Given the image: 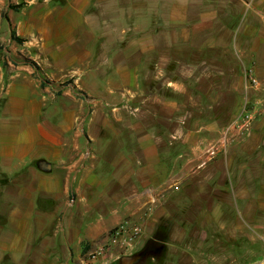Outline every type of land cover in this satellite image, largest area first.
Masks as SVG:
<instances>
[{
	"label": "rangeland",
	"instance_id": "rangeland-1",
	"mask_svg": "<svg viewBox=\"0 0 264 264\" xmlns=\"http://www.w3.org/2000/svg\"><path fill=\"white\" fill-rule=\"evenodd\" d=\"M107 1L97 0L87 8V25L77 30L80 42L60 61L29 59L34 51L22 47L20 39L13 48L0 45V57L12 53L16 60L12 64L34 61L36 69L29 67L49 83L50 117L56 114L55 102L63 104L66 113H75L66 132L68 146L80 134L81 163L100 162L88 176L102 174L112 180L108 183L114 191L121 186L113 178L116 172L110 169L109 158L92 157L94 150L135 148L134 127L175 136L159 142L166 153L170 148L175 151L176 170L165 174L166 188L161 191L165 197L155 207L161 217L153 231L143 234L141 221L124 218L109 236L126 221L141 225V236L124 250L107 242L98 257L117 264L122 256L139 251L162 224L167 227V241L157 263L264 264V117L254 123L249 136L231 142L212 158L205 153L243 102L257 95L248 87L246 54L233 43L235 30L170 28L167 0H129L123 7L128 12L117 11L120 4L112 12H99V5ZM84 51L89 53L83 55ZM52 52L49 57L56 56ZM122 66L134 69L137 81L131 93L124 89L110 93L106 87L122 84L116 75ZM113 134L118 138L112 140ZM77 180L70 178L69 201L76 200L72 188ZM249 197L255 205L234 202ZM251 207L256 213L250 212ZM59 215L50 220V229L60 227ZM252 220L260 233L255 239H250L252 233L249 237Z\"/></svg>",
	"mask_w": 264,
	"mask_h": 264
},
{
	"label": "crops",
	"instance_id": "crops-1",
	"mask_svg": "<svg viewBox=\"0 0 264 264\" xmlns=\"http://www.w3.org/2000/svg\"><path fill=\"white\" fill-rule=\"evenodd\" d=\"M167 1L170 28L234 29L233 43L239 53L246 54L247 69L253 68L264 84V0ZM93 2L97 0H0V45L13 48L20 39L22 47L34 51L29 59L60 61L61 55L80 42L77 30L87 25L84 12ZM107 2L106 7L99 5V12H112L118 4L121 9L117 11L128 12L123 7L129 0ZM50 49L56 56H48ZM12 60L10 52L0 57V264H110L102 257L89 258V253L108 242L115 225L132 217L131 221L142 222L143 234L149 235L161 217L155 207L165 197L161 191L166 188V172L176 170V154L171 148L166 153L159 142L164 136H175L134 127L135 148L94 150L92 157L109 158L110 169L116 172L113 178L121 186L114 191L108 183L112 180L102 174L88 176L100 162L81 163L80 134L68 146L66 132L75 113H66L63 104L55 102L56 114L50 117L48 82L31 69L35 65L30 68L26 63L12 64ZM116 75L122 84L106 87L108 92L124 89L131 93L138 78L134 69L122 66ZM164 156L169 158L167 163L162 161ZM40 161L49 162L51 171H41ZM77 177L72 188L76 200L69 201L70 178ZM51 200L58 201L57 205ZM234 202L256 204L251 197ZM240 209L236 210L241 218ZM250 212L256 213L255 207ZM58 215L60 227L50 229V220ZM254 220L250 239L260 234Z\"/></svg>",
	"mask_w": 264,
	"mask_h": 264
},
{
	"label": "built area",
	"instance_id": "built-area-1",
	"mask_svg": "<svg viewBox=\"0 0 264 264\" xmlns=\"http://www.w3.org/2000/svg\"><path fill=\"white\" fill-rule=\"evenodd\" d=\"M245 75L249 89L257 94L256 98L253 101L245 100L240 111L222 129L219 137L209 144L205 150L208 158H212L223 151L231 142L249 136L254 123L259 118L264 117V84L256 77L253 68L247 69ZM141 234V225L126 221L113 230L108 237V243L124 250L130 248ZM105 246L106 244L98 246L89 253V258L94 259L102 255Z\"/></svg>",
	"mask_w": 264,
	"mask_h": 264
},
{
	"label": "trees",
	"instance_id": "trees-1",
	"mask_svg": "<svg viewBox=\"0 0 264 264\" xmlns=\"http://www.w3.org/2000/svg\"><path fill=\"white\" fill-rule=\"evenodd\" d=\"M26 63L34 66V63L31 61H28ZM166 241H167V227L162 224H159L158 226H156L152 237L148 239L141 248V251H144L148 255L146 261L140 264L155 262V259L159 258L162 255L165 249L164 244ZM117 264H119V261L117 262Z\"/></svg>",
	"mask_w": 264,
	"mask_h": 264
},
{
	"label": "water",
	"instance_id": "water-1",
	"mask_svg": "<svg viewBox=\"0 0 264 264\" xmlns=\"http://www.w3.org/2000/svg\"><path fill=\"white\" fill-rule=\"evenodd\" d=\"M37 167L43 171V172H50L51 171V164L46 161H40L37 163ZM139 258V254L136 255H128V256H122L120 258V262L122 264H131L135 262Z\"/></svg>",
	"mask_w": 264,
	"mask_h": 264
},
{
	"label": "flooded vegetation",
	"instance_id": "flooded-vegetation-1",
	"mask_svg": "<svg viewBox=\"0 0 264 264\" xmlns=\"http://www.w3.org/2000/svg\"><path fill=\"white\" fill-rule=\"evenodd\" d=\"M136 254H139V258L135 262H133L131 264H140V263H144L146 261V258H147V255H148L147 253H145L144 251H141V249H140L139 251H137L136 253H134L132 255H136ZM119 264H122L120 262V259H119Z\"/></svg>",
	"mask_w": 264,
	"mask_h": 264
}]
</instances>
